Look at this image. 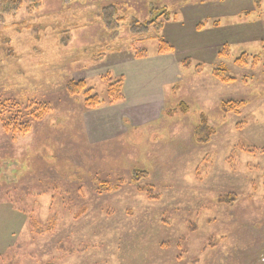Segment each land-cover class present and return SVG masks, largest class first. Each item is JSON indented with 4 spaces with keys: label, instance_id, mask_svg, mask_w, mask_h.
I'll use <instances>...</instances> for the list:
<instances>
[{
    "label": "rangeland",
    "instance_id": "1",
    "mask_svg": "<svg viewBox=\"0 0 264 264\" xmlns=\"http://www.w3.org/2000/svg\"><path fill=\"white\" fill-rule=\"evenodd\" d=\"M193 14L166 115L91 138L67 83L105 100L139 49L162 76ZM0 103V264H264V0H0Z\"/></svg>",
    "mask_w": 264,
    "mask_h": 264
},
{
    "label": "crops",
    "instance_id": "2",
    "mask_svg": "<svg viewBox=\"0 0 264 264\" xmlns=\"http://www.w3.org/2000/svg\"><path fill=\"white\" fill-rule=\"evenodd\" d=\"M183 13L187 17L186 10ZM216 14H218L217 9L213 11L212 16ZM189 20L186 28L181 25L179 28L169 31L167 33L169 39H166L171 43L174 42L171 40H176L179 37L186 39L188 34L193 35L195 32L201 30L198 26L199 24L200 26L202 25L200 16L193 14ZM218 22L217 20L212 22L214 28L221 27ZM234 25H226L223 29L227 32H223L218 41L210 42V45L202 51L205 58L215 57L218 54V47L226 43L228 39L237 40L235 39L236 35L234 33L231 34L230 30V27ZM208 30L211 31V28H208ZM182 53L183 55H181ZM181 54L180 52L177 54L176 49L171 52L158 53L157 59L164 57L169 59L167 65H163L159 69H156V67H150L148 69L149 72L162 70L157 72V74H161L162 76L156 77L155 75V78L151 81L142 82V80L136 78L140 74H136L134 70L136 69L137 72H141L139 68L140 60H148V55L145 56L146 58L141 57L144 59H139L130 53L128 57L131 60L127 68L132 70L128 73L123 72L126 69L125 61L117 67L116 72L117 77H123V98L114 104L96 107L85 112L89 136L96 138L94 140L100 141L105 138L122 136L123 134L128 135L129 133L127 132L132 129L142 127L151 121L162 119L167 111L166 90L171 89L174 81L177 80V67L179 69L180 64H185L184 60L186 58L190 59L188 52H181ZM9 214L15 217L11 213Z\"/></svg>",
    "mask_w": 264,
    "mask_h": 264
},
{
    "label": "trees",
    "instance_id": "3",
    "mask_svg": "<svg viewBox=\"0 0 264 264\" xmlns=\"http://www.w3.org/2000/svg\"><path fill=\"white\" fill-rule=\"evenodd\" d=\"M11 1L13 2L15 8H19L21 3L24 0H11ZM29 1L35 6H38L40 3L43 2V0H29ZM198 26L200 27V24ZM160 44H161L159 48L160 53L171 52L174 50V46L165 37L160 38ZM133 55L134 57L141 58V57H145L147 53L143 51L142 49H139L138 51H135ZM189 62H190L189 58H186L184 60L185 64H188ZM214 74L218 79L223 80V81H227L230 79L229 76L227 75L226 69L216 68L214 70ZM66 90L72 96L83 95L85 107L88 109H93V108L99 107L103 103L114 104L115 102H118L119 100L123 98V77L121 76L117 77L116 79H114L113 81L109 83V90H108L109 94H108V98H106L105 100H102L98 94L92 93L93 88L88 85L85 79H81L79 81L70 80L66 85ZM233 104L235 103H232V102L224 103L223 107L226 110H230ZM3 106L7 107V104L0 103V119H2L5 124H7V126L5 127L9 129L8 126L13 125V122L10 121V119L6 120V118L1 117L4 111ZM40 113L42 115V111L39 112V114ZM14 127H17V126L14 125ZM28 128L29 126L25 127V129H22V132H26ZM141 177L142 176H140L139 178Z\"/></svg>",
    "mask_w": 264,
    "mask_h": 264
}]
</instances>
